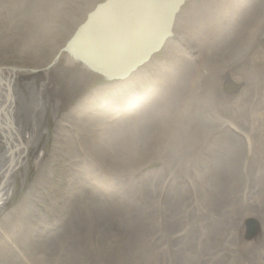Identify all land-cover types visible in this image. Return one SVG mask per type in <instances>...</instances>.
<instances>
[{
  "label": "bare ground",
  "instance_id": "6f19581e",
  "mask_svg": "<svg viewBox=\"0 0 264 264\" xmlns=\"http://www.w3.org/2000/svg\"><path fill=\"white\" fill-rule=\"evenodd\" d=\"M73 1L87 4L90 0H0V22L7 26V33L15 28L21 31V44L14 42L15 48L12 49L7 43L12 40H7L4 47L0 46V57L13 60L29 55L38 57L45 50L41 37L52 27L49 19L63 12L65 6L77 7ZM211 1L218 0H202L201 5L192 1L189 11L180 10L174 27L181 14L185 17L187 13L184 22L187 17L189 21L198 18ZM221 1L229 4L235 0ZM236 1L239 9L245 7V13H249L247 17L243 16L244 13L238 16L240 20L245 18L244 25L251 21L245 29H165L161 44V51H165L164 66L157 70L159 76L156 81L147 87L144 93L147 99L128 90L132 94L131 99L137 100L139 105L135 106L134 101L133 110L127 117L109 121L103 131L99 130L101 125H93L88 131L91 147L82 148L80 139L84 138H79L78 130L75 131L80 121L69 125V119L76 116L82 101L87 98L95 100L99 94L91 96L88 93L66 114L54 111L53 116V108H48L55 99L52 87L60 92L56 101L58 108H63L76 97L87 79L84 69L99 72L87 62L90 61L87 56L98 57L90 46V42L97 38L101 46L104 42L107 47L112 45V51L123 52V56L113 60L107 68L105 79L112 83L103 89L135 83L138 75L156 69L155 58L159 52L148 54V51L162 38L164 29H75L64 43L66 48H60L51 55L55 63L46 62L44 67L34 63L31 69L0 65V209L11 200L7 188L18 178L19 168L26 164L29 150L50 139L47 133L54 121L57 130L53 132L55 139L52 138V144H59L57 136L68 138L69 148L64 149L75 155L70 163H82L83 166V170L76 168V177H68L70 190L76 181L79 185L89 176L84 170L86 163L90 166L89 172H95L93 174L98 178L101 174L104 176L93 191L84 188V191L77 192L86 200L77 196L58 209L80 225L78 230L68 226L51 229L45 224V227L39 225L41 228H36L29 220L17 222L19 218H12L14 221L7 223L6 230L14 228L13 233L22 234L38 230L43 233L50 229L47 233L49 241L40 247L38 243L24 242L14 262L5 260L0 249V264H41V258L43 264H47L44 261L90 264L88 260L91 257L100 264H189L190 257L200 262L220 257L218 248L232 238V232L219 226L240 216L236 206L244 209L246 204L239 199H244L245 194L231 199L228 192L220 196L216 190L222 189L220 186L228 177L225 165L235 164L240 159L241 145L246 146L247 141L240 132L233 130L235 114L255 116L256 124L253 120H246L239 125L246 124L251 129L259 126L262 118L259 104L264 90V73L259 71L242 83V87L236 81L237 85L230 81L233 69L251 53L250 45L258 42L264 31V0H256L250 6L249 2L245 5L244 0ZM37 26L47 29L35 28ZM79 31L87 32L80 34L78 40ZM179 36L184 38L181 40ZM238 37L246 45H239ZM126 39L128 43L125 45ZM184 39L188 44H194L190 49L196 54L193 57L189 55H193L191 51L180 44ZM3 51L7 54L4 55ZM63 53V56L68 55L74 70L73 64L79 67V72L63 71L49 82V68L51 66L53 74ZM77 53L83 54L85 59ZM4 120L10 125L8 129L2 127ZM95 136H103L105 141ZM150 149L154 150L153 153ZM149 153L153 154L150 163L140 168L138 160ZM153 164H159V168L147 170ZM50 167L49 160L43 159L39 153L34 162L36 181L41 182L36 183L37 188L45 189L48 182L41 177ZM137 174L141 175L140 179H136ZM202 191H207V194L203 195ZM191 192L198 193V196L193 197ZM263 195L264 191H257L255 202L260 211ZM95 197L105 200L106 207L94 210L96 200L89 199ZM32 200L38 198L30 195L29 205ZM50 204L45 200L42 202L44 207L51 209L53 202ZM258 216L263 222L262 212ZM186 217L203 220L204 232L199 239L181 237L190 229L188 225H179L176 233L170 227ZM107 237L114 239L115 245L97 250ZM261 237V244L255 242L254 247H240L235 259L224 263L217 259L215 262L261 264L264 262V235ZM201 239H209L215 245H201ZM163 247L173 249V254L168 251L160 258L157 252ZM137 248L142 249L136 252ZM4 250L7 252L8 249Z\"/></svg>",
  "mask_w": 264,
  "mask_h": 264
},
{
  "label": "rangeland",
  "instance_id": "374dc122",
  "mask_svg": "<svg viewBox=\"0 0 264 264\" xmlns=\"http://www.w3.org/2000/svg\"><path fill=\"white\" fill-rule=\"evenodd\" d=\"M103 1L105 0H90L89 2H87V4L82 1H73V3L77 4V7L71 6L68 8V6H65L63 8L65 10L63 11L62 9L63 12L51 16V18L49 19L48 23L49 25H52V27L41 37L43 39V44L45 45L44 52H40V55L35 58L29 55L28 57L19 60H13L1 56L0 65L7 67H15L16 65L22 68L31 69L34 63H36L39 67H44L50 61V63H55L51 55L56 54L60 48H66L64 46V43H66L69 36L73 34L78 24H81L84 21L86 15L97 4L102 3ZM192 1L200 3L199 5H201L202 3V0ZM192 1L191 3L189 2L184 6L185 11H189L191 9L193 3ZM248 2V6H250L252 3L256 2V0H244L245 5H247ZM242 14L243 16L246 15V17L249 15V13H245V7L239 9V4L236 0L229 4H224L221 0H218L216 2L211 1L209 2V5L206 6V8L200 12L198 18L194 17L189 21L187 17L186 22H184L187 13L185 17L181 14L178 17L174 29H245L247 24H249L251 21L247 22L244 25L245 18L242 20L238 19V16ZM217 26H219V28H217ZM39 27L40 26H37L35 28ZM49 31L51 35L47 36ZM20 32V30L15 28L9 30L7 33V26H3V24L0 22V46L6 44L7 40H12L7 43L12 49H14V42L15 44H21ZM179 37L181 38V40L182 38H184V36ZM237 40L239 42V45H246V42L241 37H238ZM180 44L187 48V51H191L193 55L189 54L190 56L193 57L194 55H196L195 52L190 50L192 48L191 44L193 43L188 44L186 42V39H184L183 41H181ZM263 44L264 31L259 41H255L250 45L249 50L251 49V53H248V55L244 56L242 60L237 64L236 68L233 69L232 75H230L232 80L230 78L229 79L234 85H237V82L242 87V83H245V81L249 79L255 71L264 73ZM3 54H7V51H3ZM60 55L62 56L58 58L59 61L55 64L53 74L50 71L51 66L49 68V82H51L55 78L54 75L62 73L63 71L77 73L79 72V69H77L79 67H77L76 65L73 64V67H76L75 70L71 67V63L68 61L67 54V56H63L64 53ZM156 57V69H153L150 73H145L142 76L138 75L135 78V83H125V86L122 85L121 87H115L116 89L110 87L107 90H104L103 87H108L112 82H104L99 77V75L84 69V73L87 74V79L85 78V81L83 82L82 86L78 89L76 97L65 107L62 108L59 106L58 108L56 100L60 96V92H57L56 88L53 86L52 94L55 99L53 100L54 102L51 101L49 103L50 105L48 106V108H53V111L51 110L52 114L54 111L60 112V114H66V112H68L71 108L80 103L83 100L84 96L88 93H90L91 96L98 93L99 95L97 98H95V100H93L94 98H87L82 101L83 103H81V107L77 109V117L73 116V118L69 119V125H72L76 121H80L75 131L78 130L79 138H84L80 139V144L81 146H83L82 148L91 147L92 142L89 141L88 131L90 130V128L93 127V125H101L99 130L103 131L107 128V123L109 121H115L127 117L133 110L134 101L136 102L135 106L139 105V102L137 100L131 99L132 94L138 93V95H142L143 99H147V96H145L144 93L148 89L147 87L151 83L156 81V78H158L159 73L157 70L163 69L164 65H162V61H164L165 59V51L162 50ZM40 63L42 64L38 65ZM42 73H44V71H42ZM128 90L133 93L130 94ZM138 95L135 96V99L138 98ZM259 106L262 116V118L260 119L261 122L259 126H253L255 127L253 129L249 128L246 124L239 125L238 123H243L242 121L246 120H253V124H256V121L254 120L255 116L249 114L246 116L235 114V129L233 130L237 133L238 131L240 132L244 141H247L246 146L241 145L240 159L235 164L228 163L227 165H225L224 168L226 173L228 174V177L220 186L222 189H216L217 192L220 193V196H222L224 192H228V197H230L231 199L232 197H239L244 194L246 196L244 199L239 198L243 200L244 203H246L244 205V209H239L235 205L240 216H238L233 221H224L222 225L219 226L230 229L232 232V238L224 246L219 248L217 247L221 253L219 258L207 259L205 262H200L198 259L190 257L189 264H218L217 262H215V260L217 259L224 263L235 259V255L238 253V249L240 247H254L255 242L259 244L263 243L261 239L263 237H261V235H264V195L260 201L261 211L258 209L259 205L255 201L257 191H264V90ZM42 122H44V119ZM49 128L50 132H48L47 135L50 139L48 141H43L36 149L29 150L26 164L19 168L18 178L14 179L10 188H7L9 191L11 190L10 192L8 191L11 200H9L8 202L6 201L7 203L5 202L6 204L4 203V205L0 209V249L5 260L7 259L10 262L15 261L17 252L20 246L24 244V242L30 241L35 244L38 243L39 247L44 243L48 242L49 238L47 237V233L50 230L49 229L48 232L44 231L43 233L39 232L38 230L28 231L22 234H16L12 232L14 228L6 230V227L8 226L7 223L14 221L11 220L12 218H19L17 222L29 220L33 223L32 225L36 228L45 227L43 225L45 224L51 227V229H60V226H68V228L71 227L74 231L78 230L80 225L75 221L71 220L70 217L63 215L58 209L63 203H67L68 200L72 202L74 199L77 198V196L82 200H86L77 195V192L84 191V188L89 191H93V188L98 185L99 182L104 178L102 174L101 177L98 178L94 175L95 172H89L88 170H90V166L86 163L84 165V170L86 171V173H88L89 176L85 178L83 180V183H80L79 185V181H76L73 185L72 190H70V183L68 177L71 175L76 177V168L83 170L82 163H70V160L73 159L72 156L75 157V155L72 151L64 149V147H68V138H64L63 135L62 138L57 136V143L59 144H52V138L54 136L53 132L57 130L55 126V121L49 126ZM95 137H98V140L99 138H102V141H105L103 136ZM247 138L250 140H248ZM84 141H86V144H84ZM153 151V149H150V153H153ZM39 153L42 154L43 159H48L51 164L50 169H48L45 174H42L41 177L47 180L48 182L47 184H45L44 190L37 188L38 184H36L41 183L39 180L36 181L37 172L34 168V162L39 156ZM150 153L148 155L144 154L142 158L138 160L140 168H144L150 163L151 156L153 155H150ZM92 168L93 167L91 166V170ZM158 168L159 164H153L147 170L154 171ZM140 176V174H137L136 179H140ZM37 191H41L39 195L37 194ZM202 192L203 195L207 194V191ZM12 194L14 195L12 196ZM32 194L34 195V197H37L38 200H32L29 205L27 201L30 198V195ZM190 194L193 197L198 196V193L196 192H191ZM13 200L14 202L11 203ZM44 200L46 204H50V202H53V207L51 206V209L44 207L42 205V202ZM89 200H96L94 205L93 203H89L90 206L93 205V209L96 211L102 210L103 207H106L105 200H100L97 197H95V199ZM86 204L88 205L87 201ZM228 205H230V203ZM75 209L77 210V208ZM259 212H262L263 222L260 221V218L258 216ZM248 216L249 218L246 220ZM179 225L190 226V229L184 235L181 236L182 238L187 240H192L194 237L199 239V236L204 232V222L200 218L193 219L186 217L180 222L171 224L170 227H173L175 229L174 233H176ZM36 233L37 235L34 236ZM239 236H241V238L239 240H236ZM108 238L109 237H107V240L105 239V241L100 244L97 250H102L104 247L111 248L115 245L114 239H112L111 237L110 239ZM200 241L201 245H215L209 239H201ZM13 243H16L17 245H12ZM4 249H8L7 252ZM141 249L142 248H137L136 252L141 251ZM168 251L173 254V249L164 247L157 253H159V257L161 258ZM41 260L43 262L42 258ZM88 261L90 262V264H100L95 262L94 257L89 258ZM42 262L41 264H43ZM44 263L56 264L52 261H44ZM238 264L242 263L239 262ZM261 264H264V262H262Z\"/></svg>",
  "mask_w": 264,
  "mask_h": 264
},
{
  "label": "water",
  "instance_id": "95a60500",
  "mask_svg": "<svg viewBox=\"0 0 264 264\" xmlns=\"http://www.w3.org/2000/svg\"><path fill=\"white\" fill-rule=\"evenodd\" d=\"M188 1L190 0H106L89 13L86 21L77 29H164L162 38L150 47L149 54L161 49L165 29H173L176 16ZM86 32L79 31L78 40L80 34ZM99 40L97 38L96 42L94 40L90 42L93 52L98 57L87 56L90 59L87 62L98 69V74L106 78L110 63L123 56V52L112 51V45L107 47L104 42L101 46ZM124 43L126 45L128 40L126 39ZM72 50L76 49L73 47ZM77 54L85 59L83 54Z\"/></svg>",
  "mask_w": 264,
  "mask_h": 264
}]
</instances>
